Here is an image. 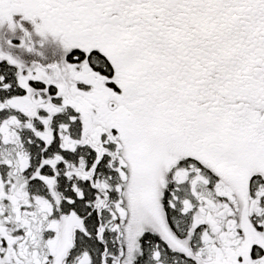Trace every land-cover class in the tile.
I'll return each instance as SVG.
<instances>
[{"label": "snow or ice", "instance_id": "obj_1", "mask_svg": "<svg viewBox=\"0 0 264 264\" xmlns=\"http://www.w3.org/2000/svg\"><path fill=\"white\" fill-rule=\"evenodd\" d=\"M0 264H264V0H0Z\"/></svg>", "mask_w": 264, "mask_h": 264}]
</instances>
